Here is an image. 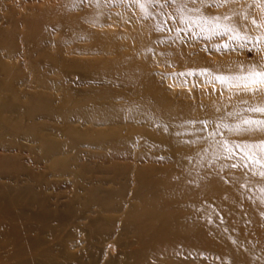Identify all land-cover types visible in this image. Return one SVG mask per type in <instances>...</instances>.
I'll return each instance as SVG.
<instances>
[{
	"label": "bare ground",
	"instance_id": "6f19581e",
	"mask_svg": "<svg viewBox=\"0 0 264 264\" xmlns=\"http://www.w3.org/2000/svg\"><path fill=\"white\" fill-rule=\"evenodd\" d=\"M0 1V112L88 125V139L77 127L60 128L63 141L0 131V264H199L197 243L207 226L233 209L226 199L233 186L217 180L212 167H254L264 152V104L228 87L264 83V47L251 43L255 57L247 60L243 46L231 51L228 41L210 39L228 34L245 42L257 28L264 42V3L255 1L257 14L247 20L250 3L234 0L220 12L209 9L212 0H141L143 8L140 0H42L37 7ZM184 37L211 44L190 52ZM25 41L33 48H22ZM215 51L217 58L205 57ZM41 60L51 68L42 69ZM156 64L176 70L159 78ZM23 68L52 93L19 89ZM165 82L190 89L177 99ZM208 83L231 97L198 102L214 96L195 87ZM242 96L248 103L233 101ZM201 110L216 125L186 128L187 116ZM226 112L235 122L222 131ZM120 123L150 130L135 138ZM244 264H264V255L249 252Z\"/></svg>",
	"mask_w": 264,
	"mask_h": 264
},
{
	"label": "rangeland",
	"instance_id": "374dc122",
	"mask_svg": "<svg viewBox=\"0 0 264 264\" xmlns=\"http://www.w3.org/2000/svg\"><path fill=\"white\" fill-rule=\"evenodd\" d=\"M6 2L4 5H12V7H16L18 3H24V4H33L36 7L40 6L42 3V0H5ZM154 1V0H153ZM164 3H169L170 0H162ZM202 0H191L186 1L188 4H199ZM258 0H234L233 2L238 5V7H242V5L245 4V2L250 3V9L246 13V19L248 20L250 17L252 18L253 15L258 11L259 3L257 4ZM262 3H264V0H259ZM2 2V1H0ZM227 0H212V2L209 3V9L213 12H220L223 11L226 7ZM253 2V3H252ZM148 3V1H147ZM139 4L143 8L145 6V3L143 1H139ZM170 5V4H168ZM168 5H165L167 7ZM154 10V13H158L157 11H160L156 8V6H151ZM168 8V7H167ZM140 9L139 5H136L134 8V11H138ZM3 10L2 6L0 5V11ZM17 10H20L17 8ZM4 14V13H3ZM165 19V18H163ZM257 27H262L261 23L257 24ZM0 26H4V20L0 19ZM7 26V25H5ZM25 25L21 24V28H24ZM250 36L245 42L237 39H230V36L228 34H222L220 37L217 38H211L212 41L221 42V41H228L229 43V49L231 51L236 50L233 47H239L243 46L241 50L245 51V58L247 60H251L255 57L254 48L251 43H257L259 48L264 47V42H259L257 39L258 37V30L257 28H251L249 31ZM56 37V33L50 34V38ZM184 42L189 43L188 49L190 52H192L194 49H199L202 52H205V48L208 44H211V42H201L197 38H186L184 37ZM187 43V44H188ZM243 43V44H242ZM4 46V45H2ZM22 48L31 49L33 48V44L30 42H23L20 44ZM5 52V49H2L0 47V55H3ZM220 55L217 51L211 52V53H205V57L209 60L217 58L216 56ZM137 56L140 57L139 54ZM38 55L34 53L33 57L36 59ZM85 58L91 57L90 55H85ZM142 58V56H141ZM206 58L203 59V61L200 64H204L206 61ZM144 60V58H142ZM17 60L16 62H18ZM151 66V65H150ZM41 68H51V64L47 60H41ZM153 70L156 71L159 78L164 77L166 70H176V67L174 66H164L162 64H156V66H151ZM206 72V70H204ZM22 73V79L15 80V83L19 85V89H28L27 91L31 92H41V90L44 91V94L46 95L49 93H52L49 88H52V86H48L45 88H41L38 81H34V74L33 71L28 69H21L20 74ZM50 78H56V73L53 71H49ZM76 77L70 76V81H76ZM30 82H33L30 84ZM31 85L32 87H25V85ZM164 90L167 91H174L175 95L173 94V97L179 99L182 98V95L178 94V92L186 91L190 88L188 87H180V86H174L167 84L166 82L163 83ZM196 89H198L199 92L202 91H212L214 93V96H210L208 94H205L201 97V100H197L198 102L201 101H214L215 95L216 97H224L229 98L231 97L229 92L227 91H220V87L218 84H196ZM229 91L232 93H245L246 91L248 93L254 94V97H256L261 104H264V83H257V84H243V85H232L228 86ZM8 93V92H5ZM171 93V92H170ZM55 97H60L59 93H55ZM246 96H242V98H236L233 99V101H243L248 103V99L245 98ZM51 101V104L53 106H56L59 104L58 101ZM121 100H116L117 104H122ZM139 106V105H136ZM135 106V107H136ZM133 109H136V108ZM139 109V108H137ZM200 110V109H199ZM229 110L226 109V111ZM121 116H126L127 111L123 108L119 109L117 108L116 111ZM24 113H5L0 112V131H30V134L39 136V137H45L50 138L55 141H63L65 138L63 136L58 135V131H61L60 128L64 130L65 127L68 126H74L79 128L83 132L79 135L82 139H88L86 127L85 125H80V123H70L68 125L64 122V120L60 119L57 120L56 117L47 116L46 118L36 114L34 119H31L29 114ZM226 115L224 119L220 122L222 123L220 128L223 131L224 128H232V125L234 124V118H231L230 116ZM189 117L188 121H185L184 126L186 128H190L192 123H196L197 128L199 129H209L212 128L213 125H216L215 122L217 118H212L215 120V122L211 119V116H208L204 114V112L201 110V112H194L188 115ZM258 118V117H256ZM264 119V114L260 115V120ZM264 125V124H263ZM122 129V131H134L132 135L137 138V135L139 132L136 131H145L150 130V127L146 126L144 123H137L134 126L126 124V123H120L118 125ZM99 129H103L104 127H97ZM220 130V129H219ZM220 130V131H221ZM264 130V127H263ZM123 135H125V132H123ZM21 144H25L27 146H32V142H28L24 138L19 139ZM84 143V142H83ZM81 150H86V147L84 144L80 148ZM25 153V152H24ZM71 153V152H70ZM69 153V154H70ZM70 163V162H69ZM253 165L251 166H240V165H233V166H226V167H212V172L217 178V180L222 181L223 183L225 181H228L233 186V191L231 194H229L226 199H228L232 205L233 209L229 212H223L222 220L217 223H210L209 226H207V232L204 233V236L200 241L197 243V249L199 251L200 257H199V264H244L245 261H247V257L249 255V252H254L258 255H264V172L261 174V172H256L254 169L260 168L264 171V152L256 156V159L254 161ZM209 171V168H208ZM211 172V173H212ZM53 180L58 181H68L69 177H52ZM215 187H213L212 190H214ZM220 203V202H219ZM220 212V211H219ZM236 212L240 213L241 217L239 220L232 222L230 220V215L235 217Z\"/></svg>",
	"mask_w": 264,
	"mask_h": 264
}]
</instances>
